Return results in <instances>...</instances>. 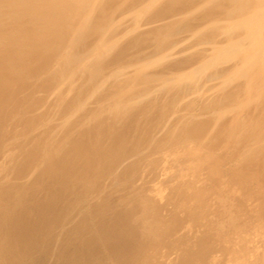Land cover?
<instances>
[{"label":"rangeland","instance_id":"374dc122","mask_svg":"<svg viewBox=\"0 0 264 264\" xmlns=\"http://www.w3.org/2000/svg\"><path fill=\"white\" fill-rule=\"evenodd\" d=\"M136 1L94 0L93 19L107 28L89 34L90 43L101 40L93 55L85 56L73 74L55 85L49 77L60 67L61 53L49 67L33 71L38 79L34 77L32 85H8V92L0 96V264H264V166L260 155L251 166L242 164L251 154L249 146L236 145L225 130L227 120L243 115L264 123V91L259 94L264 75L255 77L254 68L248 73L249 68L243 69L249 59L264 61V28L258 31L250 23L264 13V0L238 14L228 8L237 0H227L230 5L208 23L167 35L171 26H190L188 21L213 1L203 0L186 10L172 0L132 6ZM21 20L18 9L10 23L0 19V82L12 74L19 59L11 51L17 47L14 30ZM43 27L40 23L34 30ZM210 31L216 38L204 39ZM156 33L164 35L162 41L136 50L133 42L138 36ZM235 47L234 55L229 50ZM126 48L137 51H129L130 63L112 64V57ZM223 49L230 55L217 58L204 74L196 70ZM146 51L147 57L133 63L131 58ZM186 59L193 61L179 65ZM94 61L103 69L91 77L97 68ZM182 73L192 77L181 81ZM151 76L157 77L154 82H140ZM122 84L126 87L118 90ZM241 85L246 94L231 104L228 93ZM85 86L88 92L74 97L78 87ZM253 87H258L254 95L247 92ZM137 90V97H127ZM169 99L170 108L164 104ZM72 101L74 108L67 109ZM147 103L150 110L137 123L141 128L144 121L152 122V129H144L141 142L132 139L106 154L100 171L94 173V167L83 162L82 152L69 153L99 113L102 133L101 123H107L111 113ZM241 103L245 109L238 106ZM155 113L161 117L153 121L150 115ZM71 126L78 136H65ZM111 131H104L106 143ZM263 145L264 129L259 152ZM127 215L133 227L129 232L120 225Z\"/></svg>","mask_w":264,"mask_h":264},{"label":"bare ground","instance_id":"6f19581e","mask_svg":"<svg viewBox=\"0 0 264 264\" xmlns=\"http://www.w3.org/2000/svg\"><path fill=\"white\" fill-rule=\"evenodd\" d=\"M93 1L94 0H0V19H5V20L7 19V22L10 23V21L12 20V17H13V11L14 10L18 9L22 13V20H21L20 23H18L19 26L15 27V30H14L15 38H16V41H17V47L13 48L12 51L10 50L11 54L12 55L14 54V55L18 56L19 59L16 62L15 66L12 65L13 66L12 74H10L8 77L6 76L5 79L2 82H0V96H3L4 94H6L4 91L8 92V90H9L8 85H10V86H13L14 84L15 85H27V86L29 84L32 85L33 84L32 83L33 80H35L34 77H36V79H38L36 73H34L33 71H35V70L37 71V70H41V69L43 70V69H45V67H49V65H52L51 62L54 63V60L58 59L59 56L62 57L61 56L62 54H64L63 55L64 57L61 59V61L59 63L60 67L59 68L56 67L57 68L56 71H54L50 75L51 77H49L50 78L49 82L55 83V85H56V82L58 83L60 80L62 82L63 81L62 79L68 78V76L73 74V71H74V69L77 68V66L82 65L83 62L86 60V58H88L89 56L93 55V53L101 45V40L99 39V40H96L94 43H90L89 41H93V40L87 41L90 38L89 34H91L93 29L100 30L102 32V30H105L107 28L106 25H98L96 23L97 21L95 20L96 18L93 19L94 12H93L92 9H93L94 4H95V3H93ZM113 1L115 3L117 0H112V2ZM140 1L138 2V0H137L132 6H140L146 0H140ZM172 1L174 2L175 6L178 4L181 7V9L186 10V9H191V8L195 7L196 5H199L200 2H202L203 0H172ZM212 1H213V4L207 11L199 14L197 17H195L192 20L188 21L190 26H188L187 22L182 23V24L177 25V26H171V27H169L167 29L165 35L169 34L170 31H176V32H178L180 34L183 31H187V30L192 29L193 27L208 23L207 22L208 20H210L211 18H216L217 16H219V14H221L222 10L225 9V7L230 5V1H227V0H212ZM260 2H261L260 0L259 1L257 0L256 2H255V0L254 1H252V0H237L236 4L234 5V7H228V8H230V10L233 11V14L234 13L238 14L239 12H243V11L246 12L249 9L256 8L259 5ZM94 16H96V15H94ZM190 22H191V24H190ZM40 23L44 25L43 29L40 32H35L34 28H36V26H38V24H40ZM250 23L258 31L262 27L264 28V13H263V11H261L260 14L258 13L257 17H255V18L253 17L250 20ZM1 33H2V31L0 30V34ZM216 34H217L216 32L210 31L205 36L204 39H215L216 38ZM92 35H94V34H92ZM163 36L164 35L158 34V33L153 34V35L152 34H150V35H141V36H138L134 42L133 41L132 42L134 44V47H136V50H137V47H140V49H141L142 46L144 47L149 42L158 41V40L162 41L163 40ZM130 45H132V44H130ZM118 50H120V49H118ZM131 50L135 51L134 48L133 49L130 48L129 50H127V48H126V49H124L121 52L120 51L117 52L118 54L117 55L115 54V56L112 57V60H110V62L112 64H117L118 63V67L126 66L127 63H130V61H128L127 57L129 56V51H131ZM227 51L224 50V49L219 51L218 54H217L218 55L217 57H215L213 60L210 59V62H208L202 68H200V69H196L195 68V69L198 72H200V74H204L205 71L209 67H212V66L215 65V61H216L217 58H219L220 56L223 57L224 55H230V54L226 53ZM236 51H237V47L232 48V49L229 50V52L234 53V55H235ZM65 52H66V54H65ZM135 52H137V51H135ZM130 53H132V52H130ZM85 56H87V57L85 58ZM137 56H138V54H137ZM131 57H133V56H131ZM145 57H147V51L146 52H142V54H140L139 57H137V58L133 57L135 59H133V58H131V59H132V61L134 63L135 62L134 60H137V59H140V58L142 59V58H145ZM221 57H220V59H221ZM261 58L264 59L263 55H262ZM125 60H127L128 62L125 61ZM122 61H125V62H122ZM192 61H193L192 59H186V60L181 61L179 63V65L186 66L188 64H191ZM249 61L250 62L245 63L246 67L242 66L243 69L244 68H249V69L246 70L247 73H248V72H251L250 70L254 68L255 69L254 70L255 73H253V74H255L254 75L255 77H256V75H262L263 76L264 75V66H263L264 65V61L262 62L263 65L259 64L258 61H253V59H249ZM92 64H96L97 68H96V70H93L94 72L91 73V77H95V76L100 75L101 72H102V69H103L102 68V63L100 61H94ZM168 67H169V65H168ZM181 68H183V67H181ZM84 69H85V67L83 68V70ZM166 69H164L162 71L166 72ZM173 69H175V68H173ZM86 70H87V68L85 69L84 72H86ZM217 70H219V69H217ZM220 70L222 71L221 68H220ZM173 71H171V72H173ZM241 71H243V70H241ZM225 72H227V71H225ZM79 73H81V72L79 71ZM190 75L191 74H188V75L183 74L182 77L180 78L181 81H182V79H184V81L185 80L187 81V78H191L192 77ZM193 75H195V74L193 73ZM215 75H219V74H215ZM222 75H223V73H222ZM222 75H220V76H222ZM244 75H246V73ZM244 75H241V73H240L239 76L243 77ZM187 76H189V77H187ZM236 76L239 78L238 75H236ZM156 78L154 76H151L149 79L148 78H144V81H140V82H142V83L144 82L145 84L146 83L148 84V83L154 82ZM65 82H67V81H65ZM48 84H50V83H48ZM88 84L89 83H87V86H89ZM186 84L187 83H185V86H186ZM242 84H244V83H242ZM64 85H65V83H64ZM199 85H200V83H199ZM121 86H123V87H118L117 89L118 90L119 89L120 90H124V88L126 87V86L124 87L123 84ZM179 86H180V84H179ZM183 86H184V84H183ZM146 87H148V86H146ZM113 88H114V85H113ZM177 88H180V87L177 86L175 88L178 91ZM53 89L54 88L50 89L49 91H51ZM89 89H90V87H86V86L85 87H78L77 90L75 88L76 92H75V96L74 97H80L81 95H85L88 92ZM140 89H142V88H140ZM255 89H258V87H253L251 91H247V92L250 93V94L253 93V95H254L255 94L254 93ZM45 91H47V90L45 89ZM182 91H183V89L180 92H182ZM263 91H264V83L261 85V87H259V92H260L259 94L263 95ZM140 92H141V90H137L134 93H131L130 96H127V97L128 98L129 97H137V95ZM179 94H181V93H179ZM239 94H242V95L246 94L245 87H242V85L239 86V87L237 86L236 89L230 91L228 93L229 97L227 95H226V97H228V101L231 104H232V101L234 99L236 100L235 102L237 103V102H239V100L237 101V99H239V98H235V97L239 96ZM106 96H108V95H106ZM70 97L72 98V96H70ZM100 97H101V95H100ZM173 97L171 98L169 96L168 98L173 99ZM240 97L242 99L243 96H240ZM124 98L125 97H122L120 99V101H119L120 104L124 101ZM175 98L176 97H174V99ZM177 98H179V97L177 96ZM74 99H76V98H74ZM80 99H82V98H80ZM131 100H133V99H131ZM225 100H226V98H225ZM76 101H78V100H75V102ZM152 101H153V104H154L155 100L153 99ZM152 101H150V102L152 103ZM75 102H74V104H75ZM125 102H126V100H125ZM72 103H73V101L70 103L69 106H67V109L72 108V105H73ZM166 103L168 104L169 108L172 106V101L171 100L164 102V104H166ZM218 103H220V102H218ZM233 103H234V101H233ZM242 104L243 103L239 104L238 106L241 109L242 108L245 109V107ZM149 105H150V103H147V104H144V105H141V106L139 105V106H134V107L132 106V107H129V108H126V107L125 108H120L117 111H114V113H111V115H109L110 118H109L107 123H106V120L104 121V119H103L104 122L101 123L102 124L101 125L102 126V130H104L106 133H108V132L111 131V128H112V131H111L112 134L110 136L108 135L109 139H106V140H108L107 143H106V141L104 139L102 140V138L104 137V133L105 132L103 131L101 133V130H99L100 121H101V118H100L101 115L99 113L98 116L95 118V124H94L95 126L91 125V126H86L84 128L83 132L79 135L78 139L75 141L74 148H73V146L71 147V149L69 147V150H68L69 153L70 154H75L76 152H82L84 154V156H85V161H83V162H85L87 164L89 162L90 165L94 167L93 168L94 169V173L100 171L101 168H102V164L104 165V163L106 162V157H108L106 154L109 153V155H111L112 152L115 153V151L117 149H119L121 147V145L129 143L130 140H132V139L133 140L138 139L139 142L144 140V138H143L144 137V133H145L144 129L146 128V131L150 130V128L152 127L153 123L151 122V123H147L146 124V122L144 121L145 124H143V126L141 128H139L141 125H138L137 118L138 117L141 118V115L142 116L146 115V113H144V112L150 110L151 106L149 107ZM110 106H112V105H110ZM68 107H70V108H68ZM159 107L163 111V107H164L163 106V102L161 103V105H159ZM73 108H74V106H73ZM165 108L167 110V106H165ZM165 108H164V110H165ZM154 109H156V108H154ZM100 110L103 111V109H100ZM67 111H66V114H65L66 116H67V113H68ZM156 112H157V110H156ZM83 113H84V111H83ZM161 113H163V112H160V114ZM71 114H73V113L71 112L69 114V116H72ZM156 115H157L156 113L153 114V115H150L151 119H153V121L156 120L158 118V116H159V115H157V116ZM161 115L159 117H161ZM247 115H249V113ZM79 117H81V116H79ZM82 117H84V116H82ZM85 117H84V119H85ZM140 118H139V123H141L140 121L142 120V119L140 120ZM45 120H46V118H45ZM147 120H148V118H147ZM72 122H74V120H72ZM77 122H75V124ZM81 122L82 121H80L78 124H80ZM73 125H74V123H73ZM74 126H71L72 128L68 127L70 129L66 128L67 129V131H66L67 133L65 134V136L66 135L70 136V135H73V134L75 135L76 134V133H74L75 131H73L75 129ZM82 126H83V124H82ZM225 126H226L225 130H228V133L230 134L231 139L236 143V145H238V143L241 142V143L245 144V145H243L244 147L247 146V145L249 146L251 154H250V156L246 157L243 160L242 164L248 163V162L250 164L251 160L253 161L256 158V156L260 155L261 157L259 159H261V165L264 166V151L263 152H259V150H258L259 148H257L258 144L260 142H262V140H263V129H264L263 119H259V118L254 117V116L253 117H249V116L245 117L243 115L242 118L238 117L237 119H234L232 121H228L227 120ZM76 127H78V126H76ZM106 129H108V131H106ZM81 130H82V128H81ZM76 132L79 134V131H76ZM100 133H101V135H100ZM78 134H76V135L78 136ZM69 136H66V137H69ZM99 136H101V137H99ZM63 140H65V139H63ZM232 140H231V142L230 141L229 142L232 143ZM103 141L107 144V145L105 144L106 145V147H104L105 149L101 147V143ZM66 143H68V142H66ZM241 143H239L238 146H240ZM72 144H68V145H72ZM259 147H261V146H259ZM240 149H242V146H241ZM83 160H84V158H83ZM255 162H257V161H255ZM83 166H84V164H83ZM249 166H251V164ZM247 169H249L248 166H247ZM91 170H92V168H91ZM256 170H258V169H256ZM257 176H254V177H257ZM128 215H130V214H128ZM128 215L125 216V218H123L121 216L122 217V222H121L120 225H121L123 231H128L129 232V231L132 230L133 227L131 228L130 225H129V224L132 225V223H129L131 219H130V216H128ZM124 229H126V230H124ZM132 232H134V231H132ZM133 234L131 233V235H133Z\"/></svg>","mask_w":264,"mask_h":264}]
</instances>
